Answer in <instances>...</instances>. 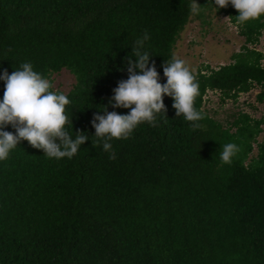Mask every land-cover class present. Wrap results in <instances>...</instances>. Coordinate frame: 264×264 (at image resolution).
Returning a JSON list of instances; mask_svg holds the SVG:
<instances>
[{
    "label": "trees",
    "instance_id": "16d2710c",
    "mask_svg": "<svg viewBox=\"0 0 264 264\" xmlns=\"http://www.w3.org/2000/svg\"><path fill=\"white\" fill-rule=\"evenodd\" d=\"M191 3L0 0V75L25 62L51 82L72 74V89L57 91L71 101L66 128L89 136L71 159L49 158L25 140L0 161V264H264V113L229 110L220 119L204 108L209 91L223 104L260 88L264 104V53L250 48L264 34V16L239 24L231 4L196 0L194 14ZM204 10L232 17L245 43L233 62L194 72L202 128L193 131L165 95L167 117L114 139L117 158L109 159L102 142L93 146L91 122L104 107L130 112L111 103L136 40L148 31L144 50L166 84L163 65ZM4 91L0 80V101ZM227 143L240 148L230 164L219 154Z\"/></svg>",
    "mask_w": 264,
    "mask_h": 264
},
{
    "label": "clouds",
    "instance_id": "9594fccd",
    "mask_svg": "<svg viewBox=\"0 0 264 264\" xmlns=\"http://www.w3.org/2000/svg\"><path fill=\"white\" fill-rule=\"evenodd\" d=\"M229 4L239 12L235 17L239 24L264 16V0H215L218 8H227ZM200 7L196 0H192V13H198ZM149 39L145 30L143 37L136 40L131 55L126 58L128 79L118 82V87L113 90L111 106L130 109V112L122 115L104 107V115H94L91 122L95 129L93 146L102 142L103 150L109 153L111 160L117 158L112 144L114 139L130 138L144 122L157 126L156 117L161 112L167 117L165 95L174 100L176 115L191 122L193 131L203 126L200 121L205 119V113L195 107L199 95L196 75L185 60L173 53L163 65L167 82L161 84L155 62L151 61L150 66L152 55L144 50L145 41ZM0 80L5 82L3 100L0 101V161L7 159L10 151L25 140L33 148L43 150L47 157L56 159H71L88 141L89 136L84 132L77 131L73 137L67 130V125H73L72 119L66 115V106L71 101L64 93L54 91L51 80L34 71L31 63H23L21 70L11 74L5 69ZM8 126L15 129V134L4 130ZM239 151L235 143L222 145L219 153L222 163L230 164Z\"/></svg>",
    "mask_w": 264,
    "mask_h": 264
},
{
    "label": "rangeland",
    "instance_id": "374dc122",
    "mask_svg": "<svg viewBox=\"0 0 264 264\" xmlns=\"http://www.w3.org/2000/svg\"><path fill=\"white\" fill-rule=\"evenodd\" d=\"M216 13V12H215ZM203 18L193 17V22L189 23L181 33L178 42L176 55L185 60L193 72L211 66L218 69L220 66L233 62V55L240 52L245 43V38L241 36V26L230 20H225L229 16L224 14H214L210 16L209 10H204ZM206 21V22H204ZM264 53V34L260 43L256 46L250 45ZM54 91L68 93L75 84L72 74L63 72L52 77ZM260 88L253 90L249 94H242L237 103L228 100L222 104L219 92L209 91L204 97V108L212 116L225 119L229 110H243L250 113L253 117L260 118L264 113V104L256 100ZM249 104L252 106L249 107ZM264 135L260 136L262 140ZM258 153L257 149H254Z\"/></svg>",
    "mask_w": 264,
    "mask_h": 264
}]
</instances>
